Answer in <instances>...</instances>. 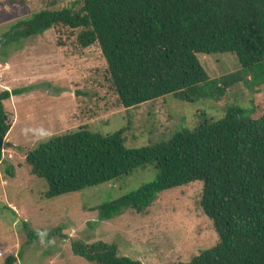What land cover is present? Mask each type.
Listing matches in <instances>:
<instances>
[{
    "label": "trees",
    "instance_id": "obj_1",
    "mask_svg": "<svg viewBox=\"0 0 264 264\" xmlns=\"http://www.w3.org/2000/svg\"><path fill=\"white\" fill-rule=\"evenodd\" d=\"M54 27L75 31L81 48L99 46L108 89L123 108L167 95L189 104L217 101L240 82L253 96L248 108L235 100L221 108L220 119L141 147L124 145L127 127L103 134L84 124L52 135L25 156L31 173L47 185L45 197L113 182L152 164L155 179L97 205L99 219L146 209L161 192L201 181L199 205L217 241L173 264H264V0H82L77 8L42 9L17 21L0 35V48ZM214 53L235 54L240 69L210 78L198 55ZM22 92L0 90V164L11 128L4 101ZM57 229L39 237L26 232L29 239L51 241ZM70 247L91 263L142 264L101 240H71ZM17 260L10 255L3 264Z\"/></svg>",
    "mask_w": 264,
    "mask_h": 264
},
{
    "label": "rangeland",
    "instance_id": "obj_2",
    "mask_svg": "<svg viewBox=\"0 0 264 264\" xmlns=\"http://www.w3.org/2000/svg\"><path fill=\"white\" fill-rule=\"evenodd\" d=\"M81 1L0 0V35L33 12L77 8ZM198 58L210 78L240 69L232 53ZM248 86L237 83L217 101L189 104L167 95L123 108L108 89L99 46L79 47L75 31L54 27L0 48V90L23 89L4 101L11 128L0 164V264L10 255H18L15 264H96L72 253L70 242L76 239L113 243L119 255L142 264L187 262L214 245L217 234L199 205L201 181L161 192L146 209H125L101 220L95 207L154 180L157 171L152 164L113 182L46 198L47 185L31 173L25 156L46 138L84 124L103 134L127 127L123 134L127 148L168 140L176 131L220 119L227 103L237 100L241 107H250L246 101L253 92ZM260 92L264 105L263 87ZM57 228L59 233L51 232V241L29 239L26 232L39 237Z\"/></svg>",
    "mask_w": 264,
    "mask_h": 264
}]
</instances>
